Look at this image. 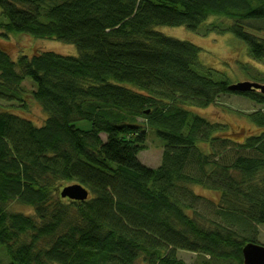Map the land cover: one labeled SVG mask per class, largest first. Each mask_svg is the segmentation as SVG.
I'll list each match as a JSON object with an SVG mask.
<instances>
[{
    "label": "trees",
    "instance_id": "16d2710c",
    "mask_svg": "<svg viewBox=\"0 0 264 264\" xmlns=\"http://www.w3.org/2000/svg\"><path fill=\"white\" fill-rule=\"evenodd\" d=\"M0 8L1 35L79 51L13 60L0 45V99L15 108L0 110L8 264H187L179 250L198 253L194 264H243V246L261 243L264 225V94L231 90L229 77L202 62L200 46L157 27L234 34L255 60L238 66L264 83V38L255 34L264 31V0H0ZM232 92L261 105L246 114L255 132L184 107ZM33 101L41 124L30 116ZM147 129L163 140L157 167L138 157ZM230 146L236 155L225 154ZM62 182L82 184L88 198L62 197ZM193 185L214 190V215L194 206L201 195ZM12 202L32 210H11Z\"/></svg>",
    "mask_w": 264,
    "mask_h": 264
},
{
    "label": "rangeland",
    "instance_id": "374dc122",
    "mask_svg": "<svg viewBox=\"0 0 264 264\" xmlns=\"http://www.w3.org/2000/svg\"><path fill=\"white\" fill-rule=\"evenodd\" d=\"M53 1L54 0H48V2ZM0 20H6L1 12V8ZM210 20H212V18ZM157 29L168 36L188 40L200 46L202 48V62L214 68L218 73L229 77L232 82L250 80V78L245 76L243 69H240L238 65L245 62L252 64V61L255 60L251 59L248 55L246 45L243 41L234 34H217L211 32L205 35L193 32L186 26H158ZM254 31L255 30H252V32ZM255 34L260 38H264V31H255ZM0 45L7 50L13 60H17L21 54L32 56L36 51H54L56 53L73 56L79 54L77 46L73 43L57 39L38 38L30 34L18 32L9 33L5 36L0 34ZM254 64L256 63L254 62ZM258 66L262 67V64L258 62ZM23 84L29 90L34 87L32 81L29 79H26ZM12 104L13 103L0 99V110H15L14 106H11ZM31 104L30 116L36 123L41 124L45 118V114L37 102L33 101ZM184 107L195 114L204 116L210 121L227 123L235 130L243 129L247 132H255V127L246 114L260 108L261 105L243 95L232 92L220 95L217 101L208 107H197L192 105H184ZM75 124L82 129L91 128V122L89 120H77ZM244 135L245 134H243V137ZM103 138L105 139L106 135H103ZM146 143V149L140 151L138 154L140 161L147 166H159L164 144L155 129H147ZM236 153L237 148L234 146H230L225 152L226 155H236ZM220 160V162H225L221 158ZM217 164H219L218 159ZM68 184L67 182H62L61 186ZM192 188L196 193L201 195L194 206L198 207L199 210L207 216H210L211 213L214 215L216 207L210 204V200H215L216 198L214 190L199 185H193ZM9 208L15 211L32 210L30 207L27 208V206H22V204L16 202H12ZM258 237L259 242L264 244V225H258ZM0 255L2 264H8V260L3 255V252L0 251ZM178 255L183 258L187 264H194L200 257L198 253L186 250H179Z\"/></svg>",
    "mask_w": 264,
    "mask_h": 264
},
{
    "label": "water",
    "instance_id": "95a60500",
    "mask_svg": "<svg viewBox=\"0 0 264 264\" xmlns=\"http://www.w3.org/2000/svg\"><path fill=\"white\" fill-rule=\"evenodd\" d=\"M231 90L251 91L258 89L264 93V83L239 81L229 85ZM60 195L74 200L83 201L89 196L88 189L80 183L66 185L61 188ZM243 264H264V244L248 242L242 248Z\"/></svg>",
    "mask_w": 264,
    "mask_h": 264
},
{
    "label": "bare ground",
    "instance_id": "6f19581e",
    "mask_svg": "<svg viewBox=\"0 0 264 264\" xmlns=\"http://www.w3.org/2000/svg\"><path fill=\"white\" fill-rule=\"evenodd\" d=\"M0 264H2V260L0 259Z\"/></svg>",
    "mask_w": 264,
    "mask_h": 264
}]
</instances>
